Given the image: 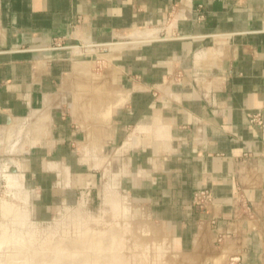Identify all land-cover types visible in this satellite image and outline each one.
Listing matches in <instances>:
<instances>
[{
  "label": "crops",
  "instance_id": "obj_1",
  "mask_svg": "<svg viewBox=\"0 0 264 264\" xmlns=\"http://www.w3.org/2000/svg\"><path fill=\"white\" fill-rule=\"evenodd\" d=\"M254 114L264 0H0V125L35 123L43 219L100 235L98 261L264 264Z\"/></svg>",
  "mask_w": 264,
  "mask_h": 264
},
{
  "label": "rangeland",
  "instance_id": "obj_2",
  "mask_svg": "<svg viewBox=\"0 0 264 264\" xmlns=\"http://www.w3.org/2000/svg\"><path fill=\"white\" fill-rule=\"evenodd\" d=\"M35 129H37V127L34 122L22 126V124L18 125V122L15 119L10 120L8 123L0 125V202H1L0 206L2 204L8 203L9 206L12 207V212L9 216H7L8 214L5 215L0 210V224L1 222L5 223L6 227H9L10 232L12 229L15 228V226L16 228L22 226L19 227L20 230H18L19 228L17 230L15 228L16 232L20 231L21 234L18 233L19 235H25V233L29 236L31 235V237L34 239V242L41 249L46 248L49 244H50L49 249L51 246L54 247L55 245L56 251L54 250L55 251L53 252L54 254L48 253L49 255H47V253L44 251L43 253H41V255L40 253H36L39 255L38 256L35 255L34 258L36 259V261L35 263L33 262L32 264H38V262L42 264L44 263L69 264V261L71 263L73 260V258L69 260L72 250L73 251L76 250L75 252H73L75 255L76 253L79 252L77 250H79L80 247L85 245H86L85 247H87L89 246V243L90 246L91 245L94 246L97 241H92L93 236L92 237L88 235L86 236V234L88 233L87 229L86 228L83 229L82 227L83 224L80 221H74L72 223L73 226L71 232L68 231L67 229H62L61 232H59L61 233V236H57V237L54 236V231H52L56 223L54 222L50 223L48 221H44L43 218L46 217L47 214H49V212L47 210L45 211L44 209H42L44 207L39 205L40 193L38 187L36 186L37 182L39 181V176L34 174V172L37 171L38 169V162H36V160L35 162H33L34 160L31 159V156L29 157V154H31L32 152L31 148L33 146L39 145L40 143L33 135ZM77 159L78 161L80 160L79 158ZM77 159L74 160V165H73L75 168L77 167L78 169L73 176L74 182L79 181L80 176H82L80 174H83V172L81 171L82 170L81 166L80 167L77 166L80 165V163L77 162ZM52 180L53 179H49L48 177L46 178L47 183L52 182ZM48 193H46L44 198L48 199L47 196ZM83 204L84 203L81 200L80 195H77L71 210H64L63 208L55 211V213H60V214L71 213L73 215L79 216L82 213H85L86 211ZM93 208L94 209L92 212L96 213L95 207ZM13 213L15 214L13 215ZM19 220L22 222V224H20L17 227L16 221ZM60 224H62L61 225L62 228L64 225L63 223ZM129 224L130 223L127 221L122 223L124 228L125 226L128 228ZM64 230L67 232H64ZM83 234H85V236ZM67 237H69L70 239H68ZM80 237H84L82 238L83 240ZM78 239L79 241H77ZM99 240H100L99 241L100 244L98 243L97 247H99V245L102 244V246H100L101 248H99L102 249L103 239L99 238ZM125 241L129 242V238H125ZM78 242H81V244L83 242L84 245L83 244L79 245ZM71 243L74 245H72ZM63 247H65V249ZM66 249L69 251L66 253L67 257L64 255ZM143 251H145V249ZM143 251H141V253H143ZM7 252H8V248L0 250V264H7L6 262ZM59 252L61 253L59 254ZM96 253L97 251H93V250L84 252V254L82 255L83 257H81L82 258L81 261H77L78 263H73V262L72 263L92 264L93 259L98 258ZM62 254L63 256H61ZM143 255L144 254H142V256ZM24 257L25 254H23L22 258ZM58 259H61L60 262Z\"/></svg>",
  "mask_w": 264,
  "mask_h": 264
},
{
  "label": "bare ground",
  "instance_id": "obj_3",
  "mask_svg": "<svg viewBox=\"0 0 264 264\" xmlns=\"http://www.w3.org/2000/svg\"><path fill=\"white\" fill-rule=\"evenodd\" d=\"M1 203V202H0ZM0 210L5 214V215H7V216H9L10 214H11V212H12V207L11 206H9V204L8 203H6V204H2L1 206H0ZM15 211V210H14ZM3 214V215H4ZM15 213H13V215H14ZM2 215V216H3ZM14 222V221H13ZM20 224H22V222L19 220V221H16V225H17V227L20 225ZM15 226V225H14ZM19 227H22V226H19ZM18 227V228H19ZM13 228V227H12ZM15 228H16V226H15ZM15 228L14 229H12L11 230V232H10V229H9V227H6V224L5 223H3V222H1V224H0V250H3V249H5V248H8V252H7V256H6V258H7V264H32L33 262L35 263V261H36V259L34 258L35 257V255H39V254H36V253H40V255H41V253H43V251L44 252H46L47 253V255H49L50 253H53V252H55L56 251V248H55V245H54V247L53 246H51L50 247V249H49V245L46 247V248H44V249H41L40 247H38V245L34 242V239L31 237V235L29 236V235H27L26 233H25V235H19L18 233H20V231H17L16 232V230L18 229V228H16V230H15ZM18 230H20V228L18 229ZM89 231V230H88ZM91 231V230H90ZM88 232V234L90 235V237H92L93 235H92V233L91 232ZM93 231V230H92ZM83 233V232H82ZM87 233V232H86ZM21 234V233H20ZM23 234V233H22ZM78 234V233H77ZM87 234V235H88ZM100 234V233H99ZM33 235V234H32ZM35 235V234H34ZM84 236H85V234H83ZM86 235V236H87ZM102 235V234H101ZM96 236V237H95ZM95 236H93L92 237V241H97L96 242V244L93 246V245H91L90 246V243H89V246H87V247H85V246H82V247H80L79 248V250H77V251H79L78 253H76L75 255H74V253L73 252H75V251H73L72 250V252H71V255H70V257H69V260H71L72 258H73V260H72V262L73 263H78L77 261H81V257H83L82 255L84 254V252H88V251H90V250H93V251H97V253L96 254H98V252H99V248H101L100 246H102V244L101 245H99V247H97V245H98V243L100 244V240L97 238V236L99 237L100 235H95ZM101 237H103V236H101ZM115 237V236H114ZM114 237H113V239H114ZM68 239H70L69 237H67ZM74 238V237H73ZM81 239L82 238H84V237H80ZM88 238V237H87ZM100 238V237H99ZM63 239H65V238H63ZM68 239H67V241H68ZM75 239V238H74ZM83 240V239H82ZM85 240H86V238H85ZM77 241H79V239L77 240ZM44 243V242H43ZM50 243V242H49ZM53 243V242H52ZM60 243V242H59ZM113 243V242H112ZM45 244V243H44ZM47 244V243H46ZM63 244V243H62ZM72 244V243H71ZM78 244L79 245H84V243L82 242V244H81V242H78ZM40 245V244H39ZM56 245H57V243H56ZM72 245H74V244H72ZM105 245V244H104ZM110 246H106L107 248H111V251H113L112 249H113V246H111V245H113V244H109ZM44 246V245H43ZM64 249H65V247H63ZM62 248V249H63ZM41 249V250H40ZM58 249V248H57ZM55 250V251H54ZM59 250V249H58ZM67 250V249H66ZM60 251H61V249H60ZM106 252V251H105ZM25 254V257L24 258H22V256H23V254ZM49 253V254H48ZM61 252H59V254H60ZM64 253V252H63ZM94 253V252H93ZM101 253V252H100ZM104 253V252H103ZM28 254V255H27ZM54 254V253H53ZM52 254V255H53ZM58 254V253H57ZM95 254V253H94ZM56 255V254H55ZM65 256L67 255L66 254V252H65V254H64ZM60 256V255H59ZM61 256H63V254L61 255ZM73 256V257H72ZM87 256V255H86ZM67 257V256H66ZM66 257H65V259H66ZM22 258V259H21ZM59 258H61V257H59ZM54 259V258H53ZM63 259H64V257H63ZM86 259H88V258H86ZM59 260V262H60V260L61 259H58ZM57 260V261H58ZM99 259L98 258H96V259H93V263L92 264H110L109 263V261H111V260H108L107 262L105 261V260H103V261H105V263L103 262V261H98ZM70 263V261H69V264H73V263ZM103 262V263H102ZM55 263V262H54ZM38 264H42V263H40V262H38ZM45 264V263H44ZM49 264V263H48Z\"/></svg>",
  "mask_w": 264,
  "mask_h": 264
},
{
  "label": "built area",
  "instance_id": "obj_4",
  "mask_svg": "<svg viewBox=\"0 0 264 264\" xmlns=\"http://www.w3.org/2000/svg\"><path fill=\"white\" fill-rule=\"evenodd\" d=\"M63 45L61 42H54V48L59 49L62 48ZM249 124L256 126L259 131L264 135V121L261 120L260 114H254L249 117ZM212 197L209 191L201 190L194 194L193 202L199 208L206 210L208 206L211 204ZM227 264H240L239 257L231 258Z\"/></svg>",
  "mask_w": 264,
  "mask_h": 264
}]
</instances>
